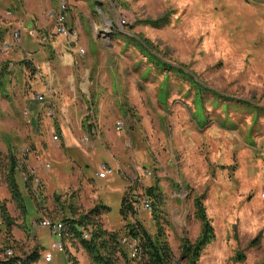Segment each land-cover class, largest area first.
I'll return each mask as SVG.
<instances>
[{
    "label": "rangeland",
    "instance_id": "rangeland-1",
    "mask_svg": "<svg viewBox=\"0 0 264 264\" xmlns=\"http://www.w3.org/2000/svg\"><path fill=\"white\" fill-rule=\"evenodd\" d=\"M101 1L105 6H96L100 12L94 6H70L74 9L67 12L69 25L78 28V46L84 50V55H73L72 59L75 104L70 99L73 92L68 86L65 89V79L60 74L62 103H45L48 95L54 97V93L47 94L46 80L43 83L45 59L34 64L23 56L21 61L37 80H42L40 83L31 75L6 69L0 78L5 77V90L0 86V201L8 215L22 225L24 220L31 230L36 219L61 220L64 210L67 218L86 212L80 207V185L67 180L61 190L54 182V190L42 174L51 169L45 167L51 163L43 151L53 136H58L55 123L67 126L71 132L78 126L82 128V117L89 110L83 99L88 94L96 99L92 107L102 132L97 146L100 149L84 157L90 162L86 172L99 194L109 197L105 206L108 221L116 229L112 231L123 232L128 222L137 221L153 235L154 217L158 214L178 263L180 239L194 242L199 235L193 199L201 196L215 240L204 249L198 264H262L264 0ZM55 4L57 0H52V6ZM121 20L125 23L121 24ZM155 21L158 27L148 23ZM10 22L2 19L5 25ZM135 36L149 40L164 62L184 70L156 67L127 39ZM55 79L56 75H51L52 88L56 87ZM30 83L32 94L46 96L42 103L36 101L35 105L27 98L25 88ZM4 100L8 107H3ZM38 110V117L30 119L27 111ZM117 122L124 125L121 136L115 134ZM106 129L115 138L105 139L104 134L110 135ZM85 136L88 142H83ZM119 140H125L122 150L118 149ZM92 142L87 133H80L78 143L82 148H89ZM10 154L17 158L27 154L21 159L24 165L27 159V167L23 165L14 173L23 214L5 184ZM108 154L114 156L122 172V177L116 179L118 184L112 187L108 179H99L98 173L93 176L94 167L108 169ZM122 155L125 163L119 159ZM30 166L35 178L31 194L23 179L24 173H32ZM19 171H23L22 175ZM121 181L126 182L125 192L130 193L131 200L140 202L136 215L127 222L120 218L123 195L114 193ZM149 187H156L164 202L156 209L144 195ZM143 200L151 205L150 215L141 208ZM103 215L100 222L104 228ZM118 221L122 222L119 229ZM35 232L42 247L50 250L51 264H65L64 255L50 249L57 238L44 228ZM79 251L74 248L77 264H88V260L81 262ZM31 253L28 249V256ZM238 254L242 260H236Z\"/></svg>",
    "mask_w": 264,
    "mask_h": 264
},
{
    "label": "crops",
    "instance_id": "crops-1",
    "mask_svg": "<svg viewBox=\"0 0 264 264\" xmlns=\"http://www.w3.org/2000/svg\"><path fill=\"white\" fill-rule=\"evenodd\" d=\"M55 1V0H54ZM58 1L55 6H52V0H0V3L3 5L0 6V78L5 76L4 69H6V72L9 70H12L11 73L19 74L21 72L24 73L26 77H30V75L37 80L35 75H32L33 73L29 70H27L26 66L24 64H21L22 57H26L27 59H30L32 63L36 64L37 62H40V60H47L43 64L42 70H43V83L46 80V83L48 86L46 87L47 94H53L54 97L48 95V100H45L47 103L49 100L50 102H58V104L62 103V87L58 83V75L60 74V78L65 79V89L68 86L69 91H72L73 94L70 96L71 101L73 104H75L76 98V90L74 89L75 85V75L73 73V55L75 54V50L73 46H71L68 41L65 39V37L57 35L54 33V27L55 22L54 18L50 16L51 11H57L59 9ZM66 3L65 8V23L66 26L71 29H78L75 27H72V25H69L67 12L68 10H73L70 6L79 8L80 6H83V8L86 6H94V9L97 10V12H100V7L96 6H103L102 3L96 2V0H64ZM91 4V5H90ZM105 6V5H104ZM10 11L11 16H7L6 13ZM88 16V14H87ZM9 19L11 22L7 25L2 23V19ZM27 22V24H25ZM14 31H19L20 38L18 41V45L13 46L9 50H3V42L10 41L11 35ZM30 31L34 32V35H30ZM41 36H47V41L42 42ZM81 39V37H80ZM86 43V42H85ZM9 56L5 57L6 55ZM6 54V55H5ZM15 57V58H14ZM9 59V60H8ZM7 67V68H6ZM52 67V69H50ZM55 68V71L53 70ZM51 75H56V87L52 88V80H50ZM5 77L1 80L0 86L2 87ZM9 80L11 78L9 77ZM39 80V81H38ZM37 81L40 83L42 80L38 79ZM35 82V81H33ZM42 84V83H41ZM16 85V84H15ZM45 84H42L44 86ZM13 86V85H12ZM32 84L30 83L26 88L25 92L28 94V99L33 104H38L36 100L34 99L32 94L34 91L31 89ZM41 86V85H40ZM41 86V92L45 90L44 87ZM2 90V88L0 89ZM3 90H5V85L3 86ZM31 92V98H29ZM45 92V91H44ZM43 92V93H44ZM80 93H83L82 90ZM6 96V94H5ZM9 97V96H6ZM46 96L44 95V98ZM82 100V98H78ZM86 101V104L89 106L88 112H86L85 116L82 117L81 120V126L77 127L75 132H71L67 128V126L64 128V125L58 126V123H55L56 126V133L58 136L57 140L51 141V143L48 144L47 150L43 151L45 152V155L50 160V164L48 165L47 170L48 173H43L42 175L45 177L46 183L48 186H52L55 190L56 187H54V182L58 183L56 186L58 189L62 190V184L63 182L70 180L75 186H81V197L80 200V207L83 209V211H88L92 209L95 205H103L108 204L109 197H102L101 194L93 187V179L91 175H89L86 170L88 169V166L86 164H89L90 162L84 159L85 156H89L90 154H95L97 151L99 144V135L102 132L100 126L98 125L96 121V116L94 115V109L92 107V102L96 101L95 98H91V95L84 94V99ZM16 101H19L18 98ZM3 107L7 106L8 103L6 100L2 101ZM41 109V108H39ZM28 115L30 119L34 120L38 117V115L41 113L38 111H32L28 112ZM6 116V115H5ZM9 118L13 119V114L8 115ZM16 118V117H15ZM23 119V117H22ZM29 119V120H30ZM19 120V119H18ZM17 120V121H18ZM29 120H27L29 122ZM107 133L110 134L107 136L104 134L103 136L105 139L107 138H115V136L109 132L108 129H106ZM117 135L121 136L124 133V129L122 131H117L115 129ZM80 133H87L90 137V140L92 139L93 142L90 143L91 145L89 148H82L78 143V137H80ZM119 133V134H118ZM125 136V135H123ZM54 137V136H53ZM59 138V143H58ZM87 138L86 140H84ZM120 141V140H119ZM125 143V140H123ZM83 142H88V137H83ZM120 141V146L118 149L123 148L124 144ZM86 145V144H84ZM87 146V145H86ZM88 147V146H87ZM42 152V153H43ZM27 154H23L22 157H26ZM110 163L107 164V168L111 170L110 174L105 175L104 177H99V179L106 180L108 179V183L110 187L115 186V184H118L116 182L117 178H121L120 168L116 167V160L113 155L108 154ZM119 156V155H118ZM15 160L17 161V168L15 169L14 173L16 174V170H21V166L24 165V162L21 161V158H17L15 155ZM120 161L125 163L124 156H120ZM28 161L25 159V165L23 168L27 167ZM32 174H34V169L30 166ZM120 170V171H119ZM20 172V171H19ZM23 172V171H21ZM20 172V173H21ZM101 172V167H94L93 169V176H95L96 173ZM97 174V176H98ZM22 175V173H21ZM15 178V175H14ZM119 190L117 189L116 192L119 196H122L125 192V189L127 187L126 182H120ZM57 189V190H58ZM80 190V189H79ZM10 194V193H9ZM11 196V195H10ZM12 200V199H11ZM65 210L61 213V217L67 218L68 214H65ZM64 213V214H63ZM107 211L104 212V215L102 217L103 219V225L104 228L107 230H116L111 223L108 221L107 217ZM149 214V213H148ZM150 215V214H149ZM70 218V216H69ZM121 218V217H120ZM44 218L36 219L41 220ZM35 221V220H34ZM33 221V223H34ZM55 221V220H53ZM13 226L10 229H7L5 225L3 224L0 227V243H3L5 245L10 246L15 253V256L19 259L22 257H27V251L30 250V253L33 250L38 252L36 262L33 264H51L53 262V256L50 262L46 263L44 261V252H50V250H45L42 245L39 242V238L36 234V230L38 228L42 229L41 227H37L35 229L30 230V227L25 223L20 224V222L17 223V221H13ZM37 222V221H35ZM55 222H61L60 219L56 220ZM32 223V225H33ZM31 225V226H32ZM122 227V222H117V229ZM45 229V228H44ZM32 232V235L30 233ZM48 234L50 235V232L48 231ZM51 236V235H50ZM51 249V247H50ZM72 250V249H71ZM72 255L75 254L74 250L70 251ZM51 253V252H50ZM64 255L65 264H69L66 255L63 252H59ZM52 255V254H51ZM81 262H85L89 259L85 252L82 250L79 251Z\"/></svg>",
    "mask_w": 264,
    "mask_h": 264
},
{
    "label": "trees",
    "instance_id": "trees-1",
    "mask_svg": "<svg viewBox=\"0 0 264 264\" xmlns=\"http://www.w3.org/2000/svg\"><path fill=\"white\" fill-rule=\"evenodd\" d=\"M148 23L155 27L159 25V22L156 21ZM127 39L138 48L144 58L152 62L156 67L171 70L178 69L179 72L184 70L182 66L174 67L164 62L154 51V47L149 40L141 38L140 36ZM28 65L30 66L29 63ZM189 79L195 82L191 77ZM200 88L205 89L202 86ZM7 161L5 184L11 195V199L23 214L24 210L19 201L18 186L14 178L17 161L14 155L11 154L8 155ZM34 180L33 174L27 173L25 187L29 189H27L28 192L30 191V187H34ZM31 192L34 193L33 190ZM144 195L152 200V205L155 206L154 209L162 206L164 203L156 187L145 189ZM131 197L130 193L125 192L121 200L120 216L124 222H127L129 218H133L136 215L138 207L136 205L140 203L139 200L132 201ZM35 203L36 206L39 205L38 202L35 201ZM106 211H108V207L98 204L92 209L78 214L77 217L61 219L62 229L60 241L63 245V253L66 255L69 264H77L74 256L70 252L74 248H79L85 252L90 260V264H198L204 249L215 240L214 228L206 214L201 196L194 197L193 199V216L200 224L199 235L194 242H191L187 238L180 239L178 263L174 261L172 249L158 214L154 217L156 232L151 235L137 221L128 222L123 232L104 229L100 218ZM0 216L5 227L10 229L14 222L8 215L4 202H0ZM84 233L88 234L87 239L83 238ZM122 239L137 240L139 252L135 258H130L128 247L121 243ZM37 255L38 252L34 250L27 257L28 262H36ZM236 260H242V255L238 254ZM262 264H264V261Z\"/></svg>",
    "mask_w": 264,
    "mask_h": 264
},
{
    "label": "built area",
    "instance_id": "built-area-1",
    "mask_svg": "<svg viewBox=\"0 0 264 264\" xmlns=\"http://www.w3.org/2000/svg\"><path fill=\"white\" fill-rule=\"evenodd\" d=\"M98 2H102L101 0H97ZM58 6L59 9L57 11H51L50 16L54 18L55 22V27H54V33L60 36L65 37V39L68 41V43L73 46L75 50V54L77 57L84 55V50L78 46V33L75 29H71L66 26L65 23V8H66V3L64 0H59L58 1ZM7 16H11V12L6 13ZM121 24H124L125 21L121 20ZM30 35H34L33 31L29 32ZM20 38V33L19 31H14L11 35L10 41H5L3 42V50H9L13 46L18 45V41ZM41 41L45 42L47 41V36H41ZM34 99L38 101L39 103H42L44 101V97L42 94H37L35 93L33 95ZM124 129V125L121 122L116 123V130L117 131H122ZM53 140H57V137L54 136L52 138ZM85 138L84 140H86ZM48 168V165L45 166ZM111 170L106 169L105 167L101 168V172L98 174L99 177H104L107 174H110ZM145 175V174H143ZM23 179H27V175L24 173L23 174ZM1 202V201H0ZM141 208L147 211L149 214L151 213V206L147 200H143L142 203L140 204ZM3 225V220L0 216V227ZM33 229L37 227L45 228L50 232L51 236H54L57 238V241H54L53 244L51 245V250H55L58 252H63V245L61 243V229H62V224L60 222H55L50 219H41L37 222L33 223ZM83 238L87 239L88 234L84 233ZM122 244H125L128 247L129 251V256L130 258H135L136 255L139 252L138 249V242L137 240L134 239H122L121 240ZM28 257V256H27ZM27 257H22V258H17L15 256L14 250L3 243H0V264H33L28 262ZM52 259V255L50 252H44V261L46 263L50 262Z\"/></svg>",
    "mask_w": 264,
    "mask_h": 264
},
{
    "label": "bare ground",
    "instance_id": "bare-ground-1",
    "mask_svg": "<svg viewBox=\"0 0 264 264\" xmlns=\"http://www.w3.org/2000/svg\"><path fill=\"white\" fill-rule=\"evenodd\" d=\"M106 25L108 26V24L106 23Z\"/></svg>",
    "mask_w": 264,
    "mask_h": 264
}]
</instances>
